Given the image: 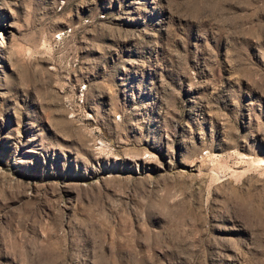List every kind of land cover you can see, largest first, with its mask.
<instances>
[{"label":"rangeland","instance_id":"1","mask_svg":"<svg viewBox=\"0 0 264 264\" xmlns=\"http://www.w3.org/2000/svg\"><path fill=\"white\" fill-rule=\"evenodd\" d=\"M0 264H264V0H0Z\"/></svg>","mask_w":264,"mask_h":264},{"label":"bare ground","instance_id":"2","mask_svg":"<svg viewBox=\"0 0 264 264\" xmlns=\"http://www.w3.org/2000/svg\"><path fill=\"white\" fill-rule=\"evenodd\" d=\"M118 159V157H116V159L115 160H117ZM115 169V168H114Z\"/></svg>","mask_w":264,"mask_h":264}]
</instances>
